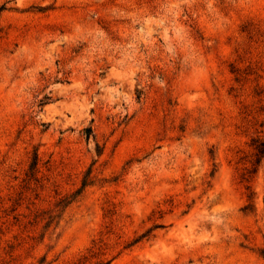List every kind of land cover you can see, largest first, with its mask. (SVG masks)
<instances>
[{
	"label": "rangeland",
	"instance_id": "obj_1",
	"mask_svg": "<svg viewBox=\"0 0 264 264\" xmlns=\"http://www.w3.org/2000/svg\"><path fill=\"white\" fill-rule=\"evenodd\" d=\"M98 261L264 264V0H0V264Z\"/></svg>",
	"mask_w": 264,
	"mask_h": 264
},
{
	"label": "trees",
	"instance_id": "obj_2",
	"mask_svg": "<svg viewBox=\"0 0 264 264\" xmlns=\"http://www.w3.org/2000/svg\"><path fill=\"white\" fill-rule=\"evenodd\" d=\"M36 165H37V155L35 153L33 155V159H32V162H31V167H30L32 172H34V170L36 168ZM83 186H85V184H83ZM7 248H8L7 256H9L11 258L12 257V252H13V246L8 244ZM4 264H6V263H4ZM92 264H109V261H107V262L98 261V262H94Z\"/></svg>",
	"mask_w": 264,
	"mask_h": 264
}]
</instances>
